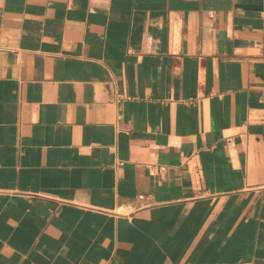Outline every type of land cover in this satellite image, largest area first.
<instances>
[{
    "label": "crops",
    "instance_id": "1",
    "mask_svg": "<svg viewBox=\"0 0 264 264\" xmlns=\"http://www.w3.org/2000/svg\"><path fill=\"white\" fill-rule=\"evenodd\" d=\"M0 264H264V0H0Z\"/></svg>",
    "mask_w": 264,
    "mask_h": 264
}]
</instances>
